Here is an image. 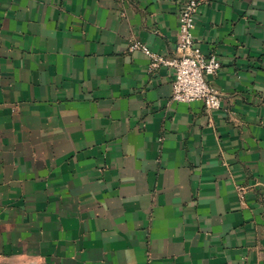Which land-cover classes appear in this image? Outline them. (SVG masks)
Instances as JSON below:
<instances>
[{
    "label": "crops",
    "instance_id": "obj_1",
    "mask_svg": "<svg viewBox=\"0 0 264 264\" xmlns=\"http://www.w3.org/2000/svg\"><path fill=\"white\" fill-rule=\"evenodd\" d=\"M187 1L0 0V264H264V0H197L213 111L130 51Z\"/></svg>",
    "mask_w": 264,
    "mask_h": 264
},
{
    "label": "built area",
    "instance_id": "obj_2",
    "mask_svg": "<svg viewBox=\"0 0 264 264\" xmlns=\"http://www.w3.org/2000/svg\"><path fill=\"white\" fill-rule=\"evenodd\" d=\"M199 7V1L188 0L179 14L178 56L165 57L140 43H134L130 51H142L148 56L151 71H157L162 67L173 69L175 79L172 101L178 103L201 101L208 110L213 111L222 107V98L216 87L210 83V78L218 74L222 62L217 55H207L197 46L193 31ZM239 190L244 194L243 188Z\"/></svg>",
    "mask_w": 264,
    "mask_h": 264
}]
</instances>
